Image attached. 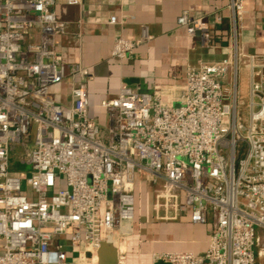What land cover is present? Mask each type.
I'll return each mask as SVG.
<instances>
[{"label":"built area","instance_id":"obj_1","mask_svg":"<svg viewBox=\"0 0 264 264\" xmlns=\"http://www.w3.org/2000/svg\"><path fill=\"white\" fill-rule=\"evenodd\" d=\"M249 1L229 0L227 21L216 19L228 24L226 58L200 62L184 85L153 94L122 85L117 98L100 102L107 115L101 125L89 114L88 72L56 50L67 31L55 14L58 0H0V264H70L74 251L75 264H97L101 243L111 239L120 242L123 264L144 185L156 221L188 214L212 228L205 257L155 259L264 264V54L244 50ZM178 24L199 34L202 48L217 47L208 24L190 11ZM151 39L143 26L138 40L119 37L112 56L130 60ZM67 79L71 105L53 91ZM15 152L26 170H12Z\"/></svg>","mask_w":264,"mask_h":264},{"label":"crops","instance_id":"obj_2","mask_svg":"<svg viewBox=\"0 0 264 264\" xmlns=\"http://www.w3.org/2000/svg\"><path fill=\"white\" fill-rule=\"evenodd\" d=\"M228 4L229 0H88L76 6L58 0L55 14L67 24V31L56 38V50L66 64L88 72L90 117L107 124L99 104L117 98L122 85L153 94L158 88L184 85L189 68L200 62L216 63L226 58L228 24L220 25L216 19L221 16L227 21ZM246 9L244 50L264 54V0H250ZM185 11L208 24L215 49L202 48L199 34H189L179 26L178 18ZM112 16L125 20V24H110ZM143 26L149 28L152 39L139 47L132 59L114 58L117 39H140ZM37 33L33 32L31 41L36 40ZM71 88L70 79L54 87L58 101L71 105ZM211 231V225L193 224L188 214L178 221L163 222L154 219L151 209L145 217L140 211L133 234L123 241V264H168L154 258L165 253H192L203 258ZM71 253L70 264H75Z\"/></svg>","mask_w":264,"mask_h":264},{"label":"rangeland","instance_id":"obj_3","mask_svg":"<svg viewBox=\"0 0 264 264\" xmlns=\"http://www.w3.org/2000/svg\"><path fill=\"white\" fill-rule=\"evenodd\" d=\"M240 99L241 101L244 103L242 109H243V113L246 114L247 110H248V105L250 103V96H249V80H248V74L245 71L241 72V78H240ZM105 125V124H103ZM19 153L15 152L13 155V170L18 169L20 161H19ZM24 189L26 188L25 185V179H24ZM137 199H140V192L137 191L136 193ZM141 207L140 205H138L137 208V212H136V221L137 219L140 217V209H141V217H145L146 212L148 210V201H147V189H146V185L143 186V190L141 193ZM63 243L69 244V237H65L63 238ZM77 251H74L71 253V255L73 256L74 260H77ZM262 262H264V260H262ZM87 264H91V263H87Z\"/></svg>","mask_w":264,"mask_h":264},{"label":"water","instance_id":"obj_4","mask_svg":"<svg viewBox=\"0 0 264 264\" xmlns=\"http://www.w3.org/2000/svg\"><path fill=\"white\" fill-rule=\"evenodd\" d=\"M97 264H120V242L118 239L101 243Z\"/></svg>","mask_w":264,"mask_h":264},{"label":"trees","instance_id":"obj_5","mask_svg":"<svg viewBox=\"0 0 264 264\" xmlns=\"http://www.w3.org/2000/svg\"><path fill=\"white\" fill-rule=\"evenodd\" d=\"M12 168H13V162H12ZM21 168H22V166L19 164V167H18V169H17V170H18V171H22V169H21ZM12 170H13V169H12Z\"/></svg>","mask_w":264,"mask_h":264},{"label":"bare ground","instance_id":"obj_6","mask_svg":"<svg viewBox=\"0 0 264 264\" xmlns=\"http://www.w3.org/2000/svg\"><path fill=\"white\" fill-rule=\"evenodd\" d=\"M94 264H96V263H94Z\"/></svg>","mask_w":264,"mask_h":264}]
</instances>
